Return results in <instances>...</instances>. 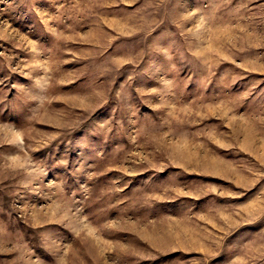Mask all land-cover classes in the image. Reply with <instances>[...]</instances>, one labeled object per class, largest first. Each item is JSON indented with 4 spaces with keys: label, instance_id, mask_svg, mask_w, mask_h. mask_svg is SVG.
Returning <instances> with one entry per match:
<instances>
[{
    "label": "rangeland",
    "instance_id": "obj_1",
    "mask_svg": "<svg viewBox=\"0 0 264 264\" xmlns=\"http://www.w3.org/2000/svg\"><path fill=\"white\" fill-rule=\"evenodd\" d=\"M0 264H264V0H0Z\"/></svg>",
    "mask_w": 264,
    "mask_h": 264
}]
</instances>
